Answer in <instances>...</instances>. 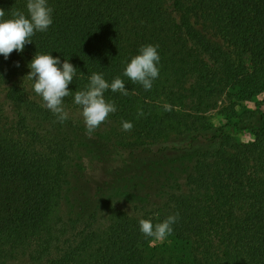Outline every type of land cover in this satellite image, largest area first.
Listing matches in <instances>:
<instances>
[{
  "label": "trees",
  "instance_id": "obj_1",
  "mask_svg": "<svg viewBox=\"0 0 264 264\" xmlns=\"http://www.w3.org/2000/svg\"><path fill=\"white\" fill-rule=\"evenodd\" d=\"M26 2L0 0V8L5 18L27 15ZM165 2L47 0L48 30L0 55L13 116L0 110V264H264V110L240 108L264 92V0H174L177 17ZM149 44L158 46L159 77L146 91L123 70ZM36 53L76 68L68 105L78 106L74 93L93 72L124 80L127 96L108 89L104 98L135 139L113 143L58 122L24 84L32 86ZM218 100L227 103L215 124L204 112ZM117 194L129 210L112 205ZM172 214L170 236L186 254L146 248L139 220L155 225Z\"/></svg>",
  "mask_w": 264,
  "mask_h": 264
},
{
  "label": "clouds",
  "instance_id": "obj_2",
  "mask_svg": "<svg viewBox=\"0 0 264 264\" xmlns=\"http://www.w3.org/2000/svg\"><path fill=\"white\" fill-rule=\"evenodd\" d=\"M26 12L14 10L10 18H5V11L0 8V55L5 59L15 52H22L25 45L32 43V37L37 32H46L52 25L53 9L48 6L47 0H27ZM158 46L144 45L138 54L131 57L123 70V76L132 83L140 84L144 90L149 91L153 87V81L159 77L158 63L160 60ZM17 67L19 64L17 63ZM30 71L27 78L32 81V90L43 101V106L48 109L60 123L69 119V114L63 106L65 97L72 94L69 84L76 76V68L58 57L50 54L36 53L28 65ZM110 89L112 92H120L127 96L124 80L119 76L111 83L104 79L103 73L93 72L89 77V83L84 90L75 91L73 102L81 109L80 115L86 128V135L91 136L110 114L116 112L114 102L106 101L104 93ZM165 111H171L172 106L165 104ZM138 117H143L144 112L138 109ZM133 124L122 121V130L131 131ZM178 214L167 216L162 222L153 225L149 219L139 220V230L152 241H163L173 233V225L178 221Z\"/></svg>",
  "mask_w": 264,
  "mask_h": 264
},
{
  "label": "rangeland",
  "instance_id": "obj_3",
  "mask_svg": "<svg viewBox=\"0 0 264 264\" xmlns=\"http://www.w3.org/2000/svg\"><path fill=\"white\" fill-rule=\"evenodd\" d=\"M173 1L174 0H166L165 6L166 8L173 13L175 17H177V14L173 7ZM26 86L27 93L30 97L38 100L43 104L42 99L37 96L34 91L32 90V86L26 82H24ZM106 101H109L106 99ZM111 102V101H109ZM227 103V101L218 100L216 107L207 110L204 112V114L207 116L208 120L211 122L217 124L218 122H221L222 117V107ZM63 106L65 110L69 114V119L74 121L75 123L81 125L85 128L84 122L82 120V117L80 115V107L74 106V105H68L63 103ZM240 108H248V109H255L260 108L264 110V92L255 96L254 98L246 101H242L240 103ZM0 110L1 113H3L9 121L13 118L11 109L9 108L8 101L5 97V86H3L2 89H0ZM96 132L100 133L101 135L105 136L109 141L113 143L118 144H124L128 143L130 141H133L135 139V135L132 131L125 132L122 130V122L120 121L118 114L112 113L109 115L106 122H104L97 130ZM232 133L235 135V137L238 140L245 141L251 138L249 134L246 133H240L236 131H232ZM173 137L172 135L169 136V138ZM79 154H83L80 152ZM112 205L116 208L129 210L131 204L125 200V196L122 194H117L114 197V200L112 201ZM108 208H103L101 211L99 220H98V226L100 229L106 228L108 224ZM187 245L183 243L182 241L172 237L167 236L163 241H152V238H150L146 244V248L151 250H158L163 253H168L174 256H179L182 254H186L187 251Z\"/></svg>",
  "mask_w": 264,
  "mask_h": 264
}]
</instances>
